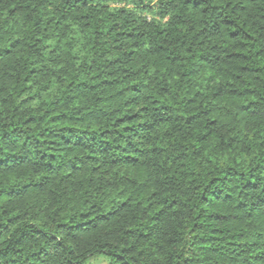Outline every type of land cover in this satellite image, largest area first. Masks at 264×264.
<instances>
[{"label":"trees","instance_id":"1","mask_svg":"<svg viewBox=\"0 0 264 264\" xmlns=\"http://www.w3.org/2000/svg\"><path fill=\"white\" fill-rule=\"evenodd\" d=\"M264 264V0H0V264Z\"/></svg>","mask_w":264,"mask_h":264},{"label":"rangeland","instance_id":"2","mask_svg":"<svg viewBox=\"0 0 264 264\" xmlns=\"http://www.w3.org/2000/svg\"><path fill=\"white\" fill-rule=\"evenodd\" d=\"M88 264H108V262L103 257H94L88 262Z\"/></svg>","mask_w":264,"mask_h":264}]
</instances>
